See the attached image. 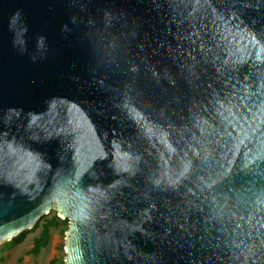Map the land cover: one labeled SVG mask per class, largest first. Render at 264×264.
Returning <instances> with one entry per match:
<instances>
[{"label":"water","instance_id":"1","mask_svg":"<svg viewBox=\"0 0 264 264\" xmlns=\"http://www.w3.org/2000/svg\"><path fill=\"white\" fill-rule=\"evenodd\" d=\"M53 204L62 264H264V0H0V241Z\"/></svg>","mask_w":264,"mask_h":264},{"label":"rangeland","instance_id":"2","mask_svg":"<svg viewBox=\"0 0 264 264\" xmlns=\"http://www.w3.org/2000/svg\"><path fill=\"white\" fill-rule=\"evenodd\" d=\"M54 213H57V210L53 204L51 209L45 213L46 216H51ZM40 225L35 229L31 230L27 233L25 239L13 245L9 250L4 251L6 255L5 260L0 262V264H62L65 256V238H66V230L61 232L59 227L53 226L51 227V237L49 244L42 248L40 253L36 256L27 253L28 248L32 244V239L35 235L39 233L41 228ZM5 240L0 241V247L2 246ZM55 258L58 259L56 262H50V259Z\"/></svg>","mask_w":264,"mask_h":264},{"label":"trees","instance_id":"3","mask_svg":"<svg viewBox=\"0 0 264 264\" xmlns=\"http://www.w3.org/2000/svg\"><path fill=\"white\" fill-rule=\"evenodd\" d=\"M40 220L43 221L41 222L39 233L33 237L32 244L27 250V253L34 256L38 255L42 248L46 247L49 244L51 237V227L58 226L59 230L61 232H64L69 226L68 217H61L57 213H54L53 215L48 217L45 213H43L31 227L23 229L10 239L3 242L2 246L0 247V262L5 260L6 258L4 251L9 250L13 245L22 242L28 232L40 225ZM57 260L58 259L52 258L50 259V262H56Z\"/></svg>","mask_w":264,"mask_h":264}]
</instances>
